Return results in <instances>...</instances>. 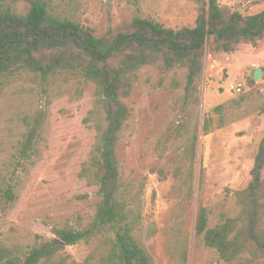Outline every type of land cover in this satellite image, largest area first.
Returning a JSON list of instances; mask_svg holds the SVG:
<instances>
[{"label":"rangeland","instance_id":"1","mask_svg":"<svg viewBox=\"0 0 264 264\" xmlns=\"http://www.w3.org/2000/svg\"><path fill=\"white\" fill-rule=\"evenodd\" d=\"M207 1L0 0V8L25 12L32 3L43 4L57 19L79 23L100 37L134 17L175 30L191 28ZM215 1L243 16L264 11V0ZM255 69L263 75L249 85L247 78L252 79ZM185 86L183 70L161 65L141 68L125 100L130 118L116 155L122 182L139 194L140 239L153 264H222L195 237L196 208L200 202L212 209L213 226L219 212L232 211L233 193L249 181L264 138V115L258 112L264 102V38L254 46L240 45L232 54L205 51L192 96ZM241 97L249 101L238 108L235 101ZM94 98L93 88L72 72L45 82L28 75L0 80V192L10 184L16 195L12 205L0 207V245L26 249L52 244L51 264H84L93 246L58 244L52 230H80L95 213L97 187L79 177L94 143L91 122L85 123ZM221 105H228L227 123L219 128L213 110ZM38 111L45 119L35 153L18 163L26 129L23 119ZM207 120L210 130L204 134ZM190 166L195 186L188 205L173 172L180 170L186 179ZM108 235L104 232L98 240Z\"/></svg>","mask_w":264,"mask_h":264},{"label":"trees","instance_id":"2","mask_svg":"<svg viewBox=\"0 0 264 264\" xmlns=\"http://www.w3.org/2000/svg\"><path fill=\"white\" fill-rule=\"evenodd\" d=\"M263 38L264 11L243 16L220 7L215 0L204 3L191 28L175 30L134 17L124 27L108 29L100 37L79 23L57 19L43 4L32 3L25 12L0 8V80L28 75L45 82L50 76L72 72L94 90V107L85 120L91 122L94 143L79 177L97 187L98 201L92 220L84 228H53L58 244L84 242L93 246L84 264H153L140 239L139 194L122 182L116 155L130 118L125 100L136 74L152 65L183 70L185 91L190 89L192 96L203 70L205 51L232 54L240 45L254 46ZM247 83L254 84L251 78ZM248 101L241 97L235 103L239 108ZM227 109L228 105H221L213 110L219 117V128L227 123ZM258 112L264 115V102ZM44 119L43 111L23 119L26 129L17 152L18 163L35 153ZM207 121L204 134L210 130ZM191 167L186 179L181 178L180 170L173 172L177 190L185 189L184 202L188 205L192 204L195 186ZM263 172L264 138L254 155L248 183L233 193L232 211L219 212L210 226L212 209L200 202L197 205L195 237L214 251L222 264H264ZM0 199L2 210L15 202L12 185L6 184ZM104 232L111 235L99 241ZM54 254L52 244L26 249L19 244L0 245V264H51Z\"/></svg>","mask_w":264,"mask_h":264},{"label":"water","instance_id":"3","mask_svg":"<svg viewBox=\"0 0 264 264\" xmlns=\"http://www.w3.org/2000/svg\"><path fill=\"white\" fill-rule=\"evenodd\" d=\"M262 75H263V72L260 69L253 70L252 75H251L253 82L259 81ZM60 244L62 245V243Z\"/></svg>","mask_w":264,"mask_h":264},{"label":"built area","instance_id":"4","mask_svg":"<svg viewBox=\"0 0 264 264\" xmlns=\"http://www.w3.org/2000/svg\"><path fill=\"white\" fill-rule=\"evenodd\" d=\"M240 90H241L240 88L237 89L238 92H240Z\"/></svg>","mask_w":264,"mask_h":264}]
</instances>
